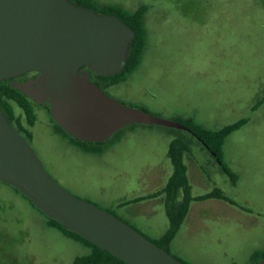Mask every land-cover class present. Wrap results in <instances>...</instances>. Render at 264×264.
I'll return each instance as SVG.
<instances>
[{"label":"rangeland","instance_id":"obj_1","mask_svg":"<svg viewBox=\"0 0 264 264\" xmlns=\"http://www.w3.org/2000/svg\"><path fill=\"white\" fill-rule=\"evenodd\" d=\"M93 1L129 12L147 7L141 62L110 88L111 96L166 120L192 118L212 131L247 120L223 145L237 182L190 133L161 126L130 125L96 156L70 146L35 106L29 145L60 186L157 241L169 227L160 192L173 173L169 146L182 134L191 142L184 160L192 195L218 188L247 210L216 199L192 202L170 254L184 264H251L264 251V0ZM136 198L145 200L125 203ZM90 253L0 182V264H73Z\"/></svg>","mask_w":264,"mask_h":264},{"label":"water","instance_id":"obj_2","mask_svg":"<svg viewBox=\"0 0 264 264\" xmlns=\"http://www.w3.org/2000/svg\"><path fill=\"white\" fill-rule=\"evenodd\" d=\"M135 32L110 15L70 0H0V82L37 104L73 138L103 144L134 125L192 133L185 125L107 97L89 81L121 74ZM37 77L17 82V76ZM0 182L22 193L47 217L128 264H184L125 221L78 198L46 171L0 108ZM258 264H264L262 259Z\"/></svg>","mask_w":264,"mask_h":264},{"label":"trees","instance_id":"obj_3","mask_svg":"<svg viewBox=\"0 0 264 264\" xmlns=\"http://www.w3.org/2000/svg\"><path fill=\"white\" fill-rule=\"evenodd\" d=\"M70 1L77 4L80 7L94 10L98 14L115 16L119 18L124 25L131 28L135 32V36L131 42L128 63L125 70L119 75L110 76V77H101L95 74L96 78L102 80H109L111 84H118L120 82H123L128 77V75L138 67V65L141 62L142 55L146 49L147 33L145 28V15L147 12V7L143 5L139 7L136 11L129 12L117 5H109V4L99 5L93 0H70ZM8 81L9 80H3L0 82V108L5 113L12 127L27 141H30L31 133L29 132L27 127L34 126L37 120L36 112H35V106L37 105L27 96H25L23 93L12 88L9 85ZM14 104L19 109H21L22 111L21 115H16L13 106ZM131 107L137 108L135 106H131ZM144 110L147 111L146 109ZM193 121L194 120L192 118H189L184 120L182 119L179 121V123L187 126L192 131V133L190 134L191 137L198 144L202 145L207 150V152L218 163L221 171L229 177L230 181L233 184H235L237 182V175L233 173L231 169L224 162L223 145L225 139L232 132L238 130L243 125H245L247 123V120L243 119L235 124L226 126L219 131L207 130L197 125ZM55 126L59 135L63 136V138H68L70 140L68 141V144L79 145L82 148L81 150L84 151L85 153H91V154L97 153L101 155L105 152L103 148L105 145L86 143L77 140L72 136L68 135L67 132L64 131L63 128L60 127L57 123H55ZM117 134H115L113 137H115ZM179 135H180L179 137L175 138L170 143L169 151H168V157L173 166V173L166 182L164 188L160 191L161 194H163V203H164L165 213L169 221V227L168 230L161 236L159 240L152 241L153 243L163 248L168 253H170L169 247L172 241L174 240L176 234L180 230L182 224L184 223L189 213L192 202L205 201L208 199H218L232 206L239 207L236 202L228 198L218 188H215L211 192L204 195H200V196L192 195V187L190 185V181L187 173V167L184 163V156L190 150V142L187 139H185L183 136H181L182 134ZM156 196L157 195H152L149 198H153ZM142 200H145V198H136L130 202L128 201L125 203L127 204L135 203ZM239 208L242 210H247L244 207H239ZM110 213L113 214L112 212ZM47 224L49 227L58 229L66 237L82 242L83 244L90 247L91 253L86 256L77 257L74 260L73 264H128L122 261L121 259L113 256L111 253L97 247L96 245L84 239L80 235L66 229L59 222H57L52 218L47 217ZM262 259H264V251H256L251 256L250 263L258 264Z\"/></svg>","mask_w":264,"mask_h":264},{"label":"flooded vegetation","instance_id":"obj_4","mask_svg":"<svg viewBox=\"0 0 264 264\" xmlns=\"http://www.w3.org/2000/svg\"><path fill=\"white\" fill-rule=\"evenodd\" d=\"M82 70H86V71H88L89 73H90V76H89V81L91 82V83H94V84H96L102 91H103V93L107 96V97H109V98H114V99H116L115 97H113V96H111V94L109 93V90H110V88H112L113 86H115V85H117V84H111V82L109 81V80H102V79H99V78H96V76H95V74L92 72V71H90L89 69H86V68H82ZM37 77V74L35 73V72H28V73H25V74H23V75H20V76H17V77H15L14 78V80L15 81H17V82H27V81H30V80H34L35 78ZM102 77V76H101ZM119 84V83H118ZM117 101H119L118 99H116ZM34 102V101H33ZM119 102H121V101H119ZM35 103V102H34ZM122 103H124V102H122ZM36 105H37V107H39L41 110H45L46 112H47V114H49V117H50V120H51V125L53 126V129H54V131H55V133H57L58 134V132H57V130H56V126H55V121L53 120V118L51 117V115H50V105H48L47 103H44V104H37V103H35ZM124 104H126V103H124ZM126 105H129V104H126ZM47 109H48V111H47ZM55 122H53V121ZM59 135V134H58ZM69 135V134H68ZM61 136V135H60ZM62 138H63V136H61ZM65 141H70L68 138H63ZM109 141V140H108ZM108 141L107 142H105V143H103V144H99V145H105V144H107L108 143ZM29 142V141H28ZM95 144V143H94ZM70 146H72V147H74L76 150H78V151H80V152H82V153H85L84 151H82L81 149V147L79 146V145H74V144H69ZM85 154H91V153H85ZM104 154V153H103ZM103 154H101V155H103ZM92 155H96V156H101L100 154H97V153H93Z\"/></svg>","mask_w":264,"mask_h":264},{"label":"crops","instance_id":"obj_5","mask_svg":"<svg viewBox=\"0 0 264 264\" xmlns=\"http://www.w3.org/2000/svg\"><path fill=\"white\" fill-rule=\"evenodd\" d=\"M190 144H191V142H190ZM200 145V144H199ZM201 147H202V145H200ZM203 148V147H202ZM204 149V148H203ZM205 150V149H204ZM189 152H190V150H189ZM188 152V153H189ZM187 153V154H188ZM209 154V153H208ZM186 156V155H185ZM185 156H184V159H185ZM212 157V156H211ZM213 158V157H212ZM216 162V161H215ZM184 163H185V160H184ZM216 164L218 165V163L216 162ZM185 165H186V167H187V170H188V172H189V169H188V166H187V164L185 163ZM190 166H192V165H190ZM219 166V165H218ZM219 169H220V167H219ZM220 171H221V169H220ZM224 174V173H223ZM189 176V175H188ZM189 181H190V176H189ZM197 196V195H196ZM200 196V195H199ZM208 200H211V199H208ZM216 200H218V199H216ZM206 201V200H205ZM194 202H203V201H194ZM241 210V209H240ZM242 211H244V210H242ZM246 212V211H245Z\"/></svg>","mask_w":264,"mask_h":264}]
</instances>
